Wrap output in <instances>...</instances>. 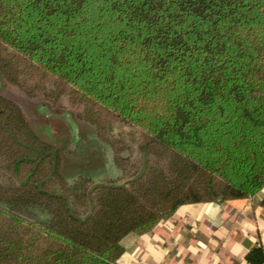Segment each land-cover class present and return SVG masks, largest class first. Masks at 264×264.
Here are the masks:
<instances>
[{
  "label": "trees",
  "instance_id": "obj_1",
  "mask_svg": "<svg viewBox=\"0 0 264 264\" xmlns=\"http://www.w3.org/2000/svg\"><path fill=\"white\" fill-rule=\"evenodd\" d=\"M0 46L1 75L50 79L119 171L66 177L0 94V264H117L181 207L264 189V0H0Z\"/></svg>",
  "mask_w": 264,
  "mask_h": 264
},
{
  "label": "crops",
  "instance_id": "obj_2",
  "mask_svg": "<svg viewBox=\"0 0 264 264\" xmlns=\"http://www.w3.org/2000/svg\"><path fill=\"white\" fill-rule=\"evenodd\" d=\"M122 245L117 264H251L250 252H264V189L247 199L183 206Z\"/></svg>",
  "mask_w": 264,
  "mask_h": 264
},
{
  "label": "rangeland",
  "instance_id": "obj_3",
  "mask_svg": "<svg viewBox=\"0 0 264 264\" xmlns=\"http://www.w3.org/2000/svg\"><path fill=\"white\" fill-rule=\"evenodd\" d=\"M7 53L0 46V56H6ZM39 80L41 87L37 85ZM52 86L53 82L45 76L30 74L24 82L10 76L3 77L0 73V94L18 103L36 133L59 149L62 172L66 177L72 178L78 174L96 180L106 176L118 177L119 171L113 164L110 147L97 138L92 126L74 118L67 108V98L63 97L57 103L59 105L54 106L43 95L42 88L49 89ZM28 212L35 213L33 210ZM33 217L37 218V215L33 214Z\"/></svg>",
  "mask_w": 264,
  "mask_h": 264
}]
</instances>
